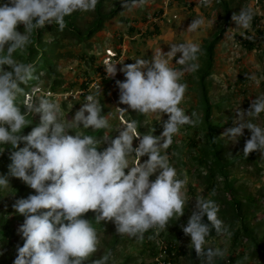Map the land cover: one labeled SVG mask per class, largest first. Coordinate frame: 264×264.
Masks as SVG:
<instances>
[{
  "label": "clouds",
  "instance_id": "1",
  "mask_svg": "<svg viewBox=\"0 0 264 264\" xmlns=\"http://www.w3.org/2000/svg\"><path fill=\"white\" fill-rule=\"evenodd\" d=\"M144 3L145 0H124L122 7ZM96 4L97 0H0V145H10L13 149L7 175L0 174V190L10 187L9 178L19 179L34 190V194L13 204L14 211L24 217L18 228L23 245L17 246L13 264H84L97 252L99 244L93 222L84 218L89 211L96 213L95 223L111 221L117 234L137 240H142L150 229L166 228L174 215H184L185 180L178 178L162 149L172 144L173 136L182 126L199 123L194 119L196 113L190 116L179 107L187 88L186 83H181L182 77L199 68V43L190 40L174 43L166 53L156 49L151 60L138 58L133 64H119L122 65L119 71L125 77L123 81H116L119 103L140 114L159 113L168 118L163 121L159 136L141 135L135 120L127 122L115 138L105 143L107 147L102 151H98L100 140L70 132L71 129L108 127L96 94L88 95L93 88L86 90L95 79L86 89L76 90L85 91L80 95L85 103L71 120L60 119L58 105L49 100L57 96L46 95L67 94L68 91L52 93L39 87L25 93L21 87L37 78L35 67L18 62L13 54L25 49L35 30L53 23L63 30L66 17L78 11H93ZM253 15L250 8L241 9L231 19L236 27L246 30L250 28ZM205 24V18L200 16L191 21L187 31L196 32ZM19 25H23L22 32L17 30ZM106 51L114 55L109 56ZM106 51L100 61L103 74L98 77L101 81L117 73V52ZM106 57L110 65L114 64L107 69L108 74L104 70ZM174 59L175 64L182 67L171 66ZM6 66L10 70H6ZM255 78V75L249 77ZM20 95H25L24 99L29 101L23 104V112L17 103ZM36 95L42 97L38 102H35ZM117 110L128 112L124 108ZM242 113L250 118L264 113V95L256 97ZM29 114H38L39 123L23 135ZM237 115L239 117L240 112ZM245 129L251 136L245 141L243 155L247 157L259 151L264 157V127L251 119L234 121L222 137L236 142ZM134 139L138 140L135 148ZM132 154L147 159L129 167ZM156 173L155 179L150 180ZM218 212L214 200L201 196L195 200V210L182 226L201 264H214L216 257L224 256L222 249L206 246V238L213 230L218 236L231 235L218 218ZM110 257L111 252H106L92 264H109Z\"/></svg>",
  "mask_w": 264,
  "mask_h": 264
},
{
  "label": "rangeland",
  "instance_id": "2",
  "mask_svg": "<svg viewBox=\"0 0 264 264\" xmlns=\"http://www.w3.org/2000/svg\"><path fill=\"white\" fill-rule=\"evenodd\" d=\"M124 0H107L104 10H114L118 4ZM226 4L229 10V24L226 32L218 41L214 48L213 62L210 75L204 80L207 96L213 106L211 112V123L216 125V139L220 148L221 158L224 162L231 163L226 171L228 179L234 182V187L239 190V197H250L253 203L249 205L247 215L252 226L258 225V235H264V157L259 151L253 152V160L248 161L243 155L245 141L250 138L251 133L245 129L238 141H230L222 137L226 129L233 126L237 120H249L264 127V113L258 117L250 118L244 116L242 112L247 111L252 101L256 97L264 95V42L257 39L252 22L249 29L236 27L231 17L238 14L241 9H251L254 13L253 24L258 25L257 29L264 32V0H145L143 5L123 8L121 6L116 17L106 22L102 31L98 32L88 42L76 43L73 39L64 38L60 40L57 49L59 55L56 61V68L59 77L67 83H75L76 86L84 78L86 72L88 77L95 79L96 86L88 95L96 94L108 120V127L103 129L100 137L99 150L107 147L106 142L118 135L127 122L135 120L137 122V132L141 135L153 134L159 136L163 131V121L167 120L166 114L149 113L140 114L128 106L119 103V89L116 81L125 79L123 73L119 71L122 65L133 64L136 59L144 58L151 60L153 52L160 48L162 52L169 51V46L174 43L192 41L199 43L200 53L198 55L199 68L195 72H186L181 79V83H186L187 88L179 104L186 114L196 113L194 119L199 123L195 126L184 125L179 132L173 136L172 144L167 149H162V154L168 156V163L175 168L178 178L185 180V205L184 215L173 216V229H154V237L150 240L144 233L142 240L117 234L116 247L111 249L109 264H164L160 252L171 243L177 249L183 248V254L177 257L173 264H201L196 257L195 251L189 246L190 237L185 236L182 226L189 219L192 211L195 210V200L201 196L212 199L203 176L207 170L208 160L203 153L207 146L206 128L203 125V108L201 104V89L199 86V76L204 70L203 46L210 42L215 33L219 30ZM80 23H89L92 19L90 11L79 12ZM203 16L206 24L196 32H188L187 28L193 19ZM253 21V20H252ZM20 26V25H19ZM18 26V28H19ZM155 27L157 32L154 31ZM20 31L19 29H17ZM251 35L254 37V48L249 50L243 45L242 39ZM106 50L117 52L118 64L117 73L107 79L98 77L101 71H96L97 65L106 56ZM179 53L177 58H179ZM94 57V63H88V58ZM16 58V57H15ZM14 58V59H15ZM171 66L180 68L175 64V59L170 62ZM255 75V79H249ZM47 80L41 81L37 86L31 87L30 91L37 88L48 89ZM63 85V86H65ZM64 87L59 88L62 90ZM72 88L68 95H58L49 99L56 103L59 108V118L71 120L81 104L85 103V98L77 96ZM64 92V91H63ZM62 91L59 93H63ZM40 97L35 96V102ZM26 97L23 104L26 105ZM117 108L127 109L128 112L120 113ZM240 112L238 117L237 113ZM37 119L39 115L37 114ZM154 129V131H153ZM88 129H71L73 133H83ZM92 130V129H89ZM138 144V140L133 141V147ZM5 147L0 146V158L5 152ZM248 157V156H247ZM147 157H136L132 154L129 157V167L143 162ZM127 174V169L125 170ZM6 175L5 173H0ZM154 174L150 180L155 179ZM10 180V179H9ZM218 186H222V177L217 176ZM24 183L19 179L10 180V187L0 190V264H8L9 259L16 253L17 246H22L23 240L18 232L19 226L23 223L24 217L17 214L13 209L16 198L17 187ZM29 194H34V190H23L20 198H26ZM220 209V208H219ZM246 211V210H245ZM244 211V213H245ZM92 216L96 213L92 212ZM218 218L228 227L229 232L240 227V222H233L229 218L218 214ZM11 230L10 235L2 239V233ZM98 235V250L91 257H101L106 248H109L113 240V230L115 225L111 221H104L103 227L95 228ZM169 231L177 236L169 237ZM216 233L206 238L207 247L220 248L224 251L223 257H216L214 264H264L261 256L251 254V244L247 239L242 238L237 243H233V238ZM147 241H150L149 243ZM235 257L233 263L228 262V256Z\"/></svg>",
  "mask_w": 264,
  "mask_h": 264
},
{
  "label": "trees",
  "instance_id": "3",
  "mask_svg": "<svg viewBox=\"0 0 264 264\" xmlns=\"http://www.w3.org/2000/svg\"><path fill=\"white\" fill-rule=\"evenodd\" d=\"M107 0H97L96 7L93 11H90V14L92 16V19L89 23L85 25V23H80V16L79 11L73 13L71 16H68L65 18V24L66 27L63 30H60L58 26L53 23L51 25H45L44 28L35 30L31 37H30V43L25 47L24 50H18L13 54V58L17 60L18 62L23 63H31L35 67V76L37 77L34 80L29 81L25 85H21V87L24 88L25 93H30V88L37 86L41 81L47 80L48 82V89L52 93H59V92H67L72 88L77 87L78 89H86L87 86L92 82V78L88 77L87 73L84 72L83 76L84 78L81 80V82L76 86V84L73 83H67L65 85V81L59 77L57 68H56V61L59 59V55L57 54V49L60 45V40H63L64 38L73 39L78 44H83L88 42L95 34L102 31L104 28V25L106 22L110 21L114 17L117 16L121 6L123 3L118 4L117 7L114 10L105 11L104 10V4ZM223 11L224 15L222 18V21L220 22L219 30L215 33L213 39L210 42H207L205 46H203L204 51V70H202L201 75L199 76V86L201 89V104L203 108V125L206 128V141L207 146L203 153V156L205 159L208 160V165L206 168L205 175L203 176L204 182L207 184V188L209 189V193L212 195V200L218 205L219 212L223 217L229 218L233 222L239 221L240 227L233 231L231 237L233 238V243H237L240 239L245 238L247 241L251 244V254L252 255H258L261 256L264 261V235L257 234L259 224L252 226L251 221L247 215V211L249 208V205L253 203V200L250 197H244L243 200L239 197V190L238 188L234 187L235 181H230L228 179V173L226 169L231 166V163L224 162L221 158L220 148L218 146V142L216 139V130L217 126L213 125L210 121L211 119V112L213 109V106L209 98L207 96L204 80L207 76L210 75V70L212 67L213 62V53L214 48L218 41L222 38L223 34L226 32V29L229 24V10L227 8V5H223ZM254 19L252 21V26L254 25V30L257 35V39L264 42V32L259 31L257 29L258 25L253 24ZM21 32L23 31V25H20L18 28ZM157 32V29L155 27V30ZM253 42L254 37L251 35L247 36V38L244 39L243 45L247 47L249 50L253 49ZM88 63H94V57L90 56L88 58ZM96 71H101L100 74H103L102 72V66L100 63L97 65ZM6 70H10L6 66ZM107 78H102V80H105ZM65 85V86H63ZM64 87L62 90H58L59 88ZM43 89V88H42ZM45 90V88H44ZM25 95H20L17 98V103L19 107L21 108L22 112L25 110V106L23 105V99ZM40 98H42L40 96ZM37 102V100H36ZM102 108V107H101ZM103 110V108H102ZM28 120V127H26L22 134L27 135L33 127L37 126L39 123V119H37L36 114H29L27 116ZM71 132V131H70ZM103 133V129L99 130H86L82 134L91 135L94 138L100 140V137ZM71 134H75L71 132ZM1 146V145H0ZM5 147V152L2 154L0 158V173H5L7 175L8 173V166L11 163L9 156L13 149H11L10 145H3ZM20 147H23V144L19 145ZM98 151H100L98 149ZM254 153H250L248 157L244 158L245 160L251 161L253 160ZM222 177V186H218V182L215 181L217 176ZM10 180H14L16 178H9ZM30 189L27 185L23 184L22 186L17 187L16 191V198L20 199V195L22 191ZM25 198V197H24ZM246 210V211H245ZM47 211V210H44ZM245 211V213H244ZM92 211H89L84 214V218L88 219L93 222V227H103L104 221L97 224L94 222L95 216H92ZM204 222L207 223L206 218H204ZM173 223L174 221L172 218L169 220L168 225L166 228L168 230L173 229ZM187 223V222H186ZM186 223L184 225H186ZM154 229L148 230L150 234L145 235V238L150 240L154 237ZM113 240L110 243L109 248H106L104 254L106 252H111V249L115 248V242L117 241V233L115 230H113ZM11 230H9L7 233H2V239L6 238V235H10ZM169 237L176 238L174 232L169 231ZM215 231L213 230L210 234V236L214 235ZM150 241H147L148 243ZM23 245V244H22ZM161 253H163L165 256L163 257V263L164 264H173L175 259L183 254V248L178 247L177 249L175 246L171 243H168L165 247V249L160 250ZM103 254V255H104ZM16 253L13 257L9 259L8 264H13V260L15 259ZM100 258V257H98ZM96 257H89L88 260L84 262V264H92V261L95 259H98ZM228 262L233 263L235 261V257L228 256ZM110 262V260H109Z\"/></svg>",
  "mask_w": 264,
  "mask_h": 264
},
{
  "label": "built area",
  "instance_id": "4",
  "mask_svg": "<svg viewBox=\"0 0 264 264\" xmlns=\"http://www.w3.org/2000/svg\"><path fill=\"white\" fill-rule=\"evenodd\" d=\"M107 52V54H109V56H113L114 54L113 53H111L110 51H106ZM104 65H105V71H106V74H108V72H107V69L111 66V65H114V64H109V58L108 57H106V59H105V61H104ZM96 86V83L95 82H93V83H91L89 86H88V88L86 89V90H90V89H92V88H94ZM77 92V96H80V95H82L85 91H76ZM76 92H75V94H76ZM46 95L47 96H57V95H53V94H51V93H46ZM58 95H68V94H58ZM27 98H28V96H27Z\"/></svg>",
  "mask_w": 264,
  "mask_h": 264
}]
</instances>
